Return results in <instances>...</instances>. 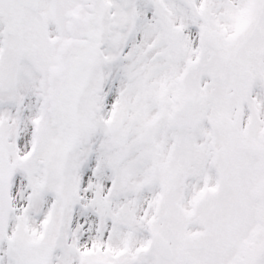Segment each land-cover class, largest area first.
<instances>
[{
  "label": "snow or ice",
  "instance_id": "obj_1",
  "mask_svg": "<svg viewBox=\"0 0 264 264\" xmlns=\"http://www.w3.org/2000/svg\"><path fill=\"white\" fill-rule=\"evenodd\" d=\"M0 264H264V0H0Z\"/></svg>",
  "mask_w": 264,
  "mask_h": 264
}]
</instances>
